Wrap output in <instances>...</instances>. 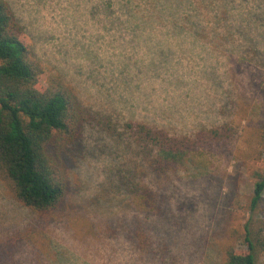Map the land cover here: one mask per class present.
Masks as SVG:
<instances>
[{"label":"rangeland","instance_id":"374dc122","mask_svg":"<svg viewBox=\"0 0 264 264\" xmlns=\"http://www.w3.org/2000/svg\"><path fill=\"white\" fill-rule=\"evenodd\" d=\"M5 1L41 82L62 78L90 120L64 149L55 210L24 208L0 184V264H222L234 231L245 249L264 171V0ZM130 120L221 138L158 171L137 168L120 136ZM134 184L151 190L148 206ZM262 198L253 221L264 228Z\"/></svg>","mask_w":264,"mask_h":264},{"label":"trees","instance_id":"16d2710c","mask_svg":"<svg viewBox=\"0 0 264 264\" xmlns=\"http://www.w3.org/2000/svg\"><path fill=\"white\" fill-rule=\"evenodd\" d=\"M23 30L9 4L0 0V184L19 205L37 214H48L63 201L67 177L64 149L89 124L90 115L76 97L71 85L59 76L47 77L44 68L22 40ZM103 130L115 136L116 126L101 120ZM123 134L139 158L137 168L158 171L162 163L175 164L221 138L218 129L194 136H177L163 128L139 121H126ZM138 207L148 206L151 190L136 184ZM264 171L258 175L248 198L250 217L244 224L242 243L237 231L230 233L222 247V264H256L264 254V228L256 227L253 214L261 208ZM150 208V206L148 207ZM264 211V210H263Z\"/></svg>","mask_w":264,"mask_h":264}]
</instances>
